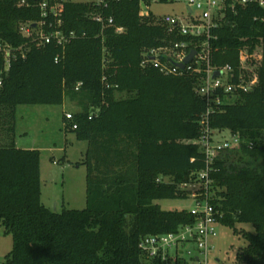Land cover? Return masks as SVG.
Listing matches in <instances>:
<instances>
[{
	"label": "trees",
	"instance_id": "16d2710c",
	"mask_svg": "<svg viewBox=\"0 0 264 264\" xmlns=\"http://www.w3.org/2000/svg\"><path fill=\"white\" fill-rule=\"evenodd\" d=\"M23 1L0 0V41L25 53L7 71L0 55V228L13 239L2 264H163L144 257L141 239L177 233L197 218L156 202L187 199L179 185L206 168L196 142L208 108L196 92L197 76H166L141 64L146 49L177 38L160 19L140 18L139 0H107V7L57 0L64 32L76 38L65 49L38 48L21 28L42 20V0ZM89 14L112 17L115 25L105 28ZM226 14L212 42V64L231 65L238 75L240 52L258 49L262 63L253 90L211 112L212 130L241 137L238 148L215 160L212 204L219 224L255 230L242 232L247 246L238 262L264 264V9L241 5ZM67 97L79 110L64 130L87 143V206L59 213L42 203L39 151L15 145V109L62 106Z\"/></svg>",
	"mask_w": 264,
	"mask_h": 264
},
{
	"label": "built area",
	"instance_id": "2783aa9c",
	"mask_svg": "<svg viewBox=\"0 0 264 264\" xmlns=\"http://www.w3.org/2000/svg\"><path fill=\"white\" fill-rule=\"evenodd\" d=\"M25 3V0L23 1ZM97 5L107 7V0H97ZM183 4L186 14L181 16L156 17L152 13L154 5ZM255 5L264 9V0H139V16L147 19L152 16L160 19L166 27L167 35L175 37L159 47L146 49L142 53V66L153 68L166 76H197L199 84L197 94L206 102L207 112L200 118L202 136L197 140L206 157V168L199 173L196 179L179 185V190L193 198L198 204L196 210L190 211L197 220L194 225L181 228L177 233L166 235H152L141 239L139 250L147 260H160L163 264H176L177 260L187 264H209V254L213 250L211 240L216 238L219 224V213L212 204L215 199L213 190L214 180L211 178L215 172L214 164L220 151L238 148L241 144L239 134H232L231 139L220 142L216 140L219 131L212 130L210 115L215 107L231 104L241 92L253 90L257 78L247 73V64L252 56L247 51L240 52L239 74L231 65L215 67L213 63L212 42L217 40L215 32L226 21L227 11L236 13L237 6ZM61 4L54 1L51 6L48 0L39 3L42 20L30 25L24 32L28 39L33 31L39 34L31 39L38 48L55 43L65 49L76 38L75 33L66 34L63 30V15ZM88 18L103 27H114V19L106 18L102 14H89ZM23 29V27H22ZM117 34L124 33L123 28L116 29ZM25 37V36H24ZM195 52L193 60L182 71L176 64L183 63ZM0 55L4 59V68L7 71L11 62L19 57L25 58L21 49L0 41ZM216 72H221L220 77H215ZM1 85V83H0ZM82 83L77 84L79 91ZM74 114L66 112L65 126L72 124ZM76 130L77 125L73 124ZM196 184L199 186L196 187ZM204 204V206H203Z\"/></svg>",
	"mask_w": 264,
	"mask_h": 264
},
{
	"label": "rangeland",
	"instance_id": "374dc122",
	"mask_svg": "<svg viewBox=\"0 0 264 264\" xmlns=\"http://www.w3.org/2000/svg\"><path fill=\"white\" fill-rule=\"evenodd\" d=\"M73 3H91L97 0H65ZM152 13L163 16H181L186 14L183 4L154 5ZM23 24L22 36L28 39ZM39 31L31 33L34 39ZM262 63L260 49L252 54L247 64V74L256 77ZM79 110L76 103L69 98L62 106H31L21 105L15 109V126L17 139L25 147L40 153L42 203L52 211L61 213L63 210H83L87 206V168L83 164L87 143L77 141L73 133L64 130L66 112L75 113ZM264 140V133L261 135ZM231 139L228 130L218 132L216 140L223 142ZM22 142V143H21ZM81 164L80 167L77 165ZM249 164L260 167V161L249 160ZM169 181L170 178H165ZM192 182V181H188ZM199 186L196 184V187ZM165 211L196 210L198 204L193 198L163 200L156 202ZM204 206V204H203ZM217 236L211 240L213 250L209 254V264H243L238 262V254L247 246L242 232L254 233L250 224H237L235 228L222 224L216 226ZM237 231V233H236ZM13 248L11 235L4 234L0 228V264L4 263Z\"/></svg>",
	"mask_w": 264,
	"mask_h": 264
},
{
	"label": "water",
	"instance_id": "95a60500",
	"mask_svg": "<svg viewBox=\"0 0 264 264\" xmlns=\"http://www.w3.org/2000/svg\"><path fill=\"white\" fill-rule=\"evenodd\" d=\"M34 27L36 28V25H34ZM194 55L195 52H192V54L183 63L176 64V66L179 67L182 71H184L185 67L192 62ZM220 76H221V72H216L215 77H220Z\"/></svg>",
	"mask_w": 264,
	"mask_h": 264
},
{
	"label": "crops",
	"instance_id": "0c3cea01",
	"mask_svg": "<svg viewBox=\"0 0 264 264\" xmlns=\"http://www.w3.org/2000/svg\"><path fill=\"white\" fill-rule=\"evenodd\" d=\"M65 123V122H64ZM22 143V142H21ZM15 145L17 148H20V149H24V150H35V149H31L30 147H25L24 145L22 146L20 143H19V140L17 139V133H16V136H15ZM87 150V149H86ZM86 152V151H85Z\"/></svg>",
	"mask_w": 264,
	"mask_h": 264
}]
</instances>
